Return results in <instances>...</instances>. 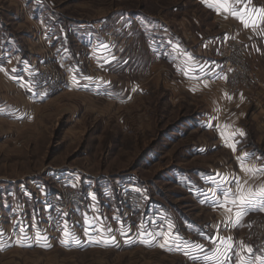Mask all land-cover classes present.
Masks as SVG:
<instances>
[{
    "label": "rangeland",
    "instance_id": "374dc122",
    "mask_svg": "<svg viewBox=\"0 0 264 264\" xmlns=\"http://www.w3.org/2000/svg\"><path fill=\"white\" fill-rule=\"evenodd\" d=\"M229 2L253 12L258 27L236 35L235 23L213 19L202 0H0V264H260L252 255L264 252V211L234 224V204L208 202L216 189L208 171L226 163L238 171L239 156L198 121L211 102L177 85L157 60L161 29L189 44L195 34L220 35L216 49L226 38L243 45L245 69L259 83L223 94L264 97V0ZM94 23L134 41L121 66L107 70L105 99L83 90L101 69L75 27ZM84 62L85 78L65 81ZM43 67L61 84L50 96L31 89ZM243 122L238 146L253 154L246 167H264V127ZM236 177L245 190L264 186V174ZM169 234L179 248L159 246Z\"/></svg>",
    "mask_w": 264,
    "mask_h": 264
},
{
    "label": "crops",
    "instance_id": "0c3cea01",
    "mask_svg": "<svg viewBox=\"0 0 264 264\" xmlns=\"http://www.w3.org/2000/svg\"><path fill=\"white\" fill-rule=\"evenodd\" d=\"M210 2L215 3V0H210ZM228 7H231L236 11V17L230 13H225L223 8H221L220 14H217L216 11L208 7L204 8L208 12H211L210 14L213 19L222 20L223 18L228 17L231 22H234L235 24H233L236 26V29L234 30L236 35L237 32L241 31H245L247 33L248 31L252 32L256 27H258V24H253V19L251 17L254 13L248 11V8L241 9L238 6L232 5H228ZM237 17H242L244 20L248 21L249 26L245 27V25L241 23V20ZM76 27L75 29L77 30H74L77 32L76 36L78 39H81L82 42H86L88 39V41L93 43L91 45L94 53L92 59L94 64L101 69L98 81L94 84L84 86L83 90L94 92L99 95L100 98L105 99L110 96L107 95L110 91L105 88V86L109 83L107 70H109L111 66L116 67L120 65V61L124 58L126 50H129L134 41H132L133 39L130 34L122 37L119 27L117 28V31L112 33V36L106 35L103 31H101L103 27H101L100 23H94L91 26H87L86 24H77ZM145 28H147V25ZM160 31L161 47L158 50L159 54L157 55V60L165 65L168 70V75H171L177 85L188 88L191 92L195 93L193 95L202 93L205 96V102L207 104V101L211 102L210 106L208 104L209 111H207L205 115L200 114L198 121L201 123L205 121L204 126L206 130H210L211 125H213L215 135L214 141L219 143L224 150H227L232 159H234L235 155L244 157L250 150H247L248 148L246 149L238 146L244 144L245 142L246 129L243 121H245L249 116L251 121L256 123V128L257 125L259 127H264V97H258L257 101L253 102H248L246 97L242 95L227 98L223 94L222 77L219 75L214 77L208 76V74L212 73L214 68L218 66L217 60L220 59L221 49H216L215 44L218 43L221 46L220 35L205 36L204 34H195V36H191L192 38L190 42L192 44H189L176 33L174 35H168L163 34L162 29ZM78 35L81 36V38H79ZM196 35L201 40L200 45L198 44L199 42L196 39ZM146 40L150 41L149 37H146ZM251 45L252 43L249 46ZM147 49L150 52L153 51V47L151 45H147ZM155 50L157 51L156 48ZM150 55L153 57V53ZM190 57H194L195 59H190ZM31 63L34 62L31 61ZM93 79L94 77L90 76L87 83H91ZM213 85L219 86V89L214 88L215 86L213 87ZM133 88H135L134 85L130 88V92L133 91ZM253 104L257 106L254 107V109L252 108ZM216 111L218 116L216 118H211V116L216 115ZM208 121H213V123L210 124ZM240 132H242L243 135H240ZM257 137L261 138L260 135ZM226 144H235V152H233L230 146H226ZM240 169L241 168L237 165L238 171L233 170L232 165L226 163L221 168L210 169L208 171L209 176L204 180L205 182H212L210 180H214L213 183L216 189L221 186L224 189L231 187L233 191L235 188L233 184L235 183L232 180L238 174L242 173V170ZM211 174L215 175L212 177ZM241 184H243V182ZM244 186V188L247 189V185ZM208 199L209 203L219 199L226 208L230 207L228 205L232 204L229 200H225L223 197L213 195L212 193H210ZM231 211L232 210L230 209L228 212ZM226 216H231L230 220H233L231 213ZM241 255H244L242 258L244 261L248 260L249 256L247 250H245V254L241 253ZM252 258L260 262V264H264V252H258L252 255Z\"/></svg>",
    "mask_w": 264,
    "mask_h": 264
},
{
    "label": "built area",
    "instance_id": "2783aa9c",
    "mask_svg": "<svg viewBox=\"0 0 264 264\" xmlns=\"http://www.w3.org/2000/svg\"><path fill=\"white\" fill-rule=\"evenodd\" d=\"M244 48L240 43H229V40L226 38L225 45L221 51L220 62L212 71V73H218L222 77V88L226 95H233L234 93L248 89L249 86L259 84L258 81L250 77L245 69L242 57ZM85 66L84 62L81 67L74 66L73 69H68V72L65 74V81L68 83L82 81L85 78ZM44 67L41 69L43 73L39 71L37 80L32 84L31 89L40 95L50 96L60 89L61 84L52 83L53 74L51 78H48L47 75L50 73ZM258 245L264 249V233L262 234V241Z\"/></svg>",
    "mask_w": 264,
    "mask_h": 264
},
{
    "label": "snow or ice",
    "instance_id": "6c2138e0",
    "mask_svg": "<svg viewBox=\"0 0 264 264\" xmlns=\"http://www.w3.org/2000/svg\"><path fill=\"white\" fill-rule=\"evenodd\" d=\"M202 3H204L206 7L216 11L217 14H220L221 8H223L225 13H230L231 15L236 17V11L233 8L228 7L229 0H215V3L209 2V0H202ZM261 11L262 13H264V10H261ZM237 18L241 20V23H243L245 27L249 26L248 21L244 20L242 17H237ZM260 19L264 21V14L261 15ZM253 24H255V21H253ZM190 59L194 60L195 58L190 57ZM240 135H243V133L240 132ZM226 146H230L233 152H235L236 150L235 144H231V145L226 144ZM252 155H253L252 153H246L244 157L237 158L241 170L245 172L246 174H249V173L253 175L264 174V167H260V168L246 167L247 159L250 158ZM233 180L236 186L235 194L233 193L231 187L224 189L222 186L219 187L218 189H213L212 194L221 196L225 200H229L232 204L236 206L237 208V211L235 212L236 219L233 221V223L238 224L240 220L243 218V216L247 215L249 211H254V210L264 211V186H261V188L257 190H251V189L245 190L244 185L241 184L239 177H234ZM244 183L246 184L247 181H245ZM204 202H207V200L202 201V203ZM212 204H213V207H216V206L223 207L224 206L219 199L213 201ZM64 235L65 237H68L70 236V233L65 231ZM208 239L211 240V237H209ZM179 241H180V238L178 236L173 237L171 234H169L164 237V242L160 244L159 246L162 248L170 249L172 245H175L177 248H179L180 246ZM61 242L66 243V241H61ZM107 244H108V241H105V246H107ZM195 247L200 248L201 246L196 245ZM248 250L251 251V249H248Z\"/></svg>",
    "mask_w": 264,
    "mask_h": 264
}]
</instances>
